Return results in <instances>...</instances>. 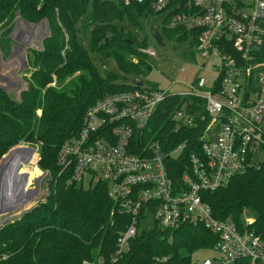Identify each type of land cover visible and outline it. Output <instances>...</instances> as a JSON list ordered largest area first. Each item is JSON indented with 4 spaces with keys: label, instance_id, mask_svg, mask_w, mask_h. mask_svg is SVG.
Returning <instances> with one entry per match:
<instances>
[{
    "label": "trees",
    "instance_id": "1",
    "mask_svg": "<svg viewBox=\"0 0 264 264\" xmlns=\"http://www.w3.org/2000/svg\"><path fill=\"white\" fill-rule=\"evenodd\" d=\"M146 8L147 2L136 0H0L5 55L10 51L6 34L16 15L27 21L47 18L50 32L42 48L28 51L31 68L19 98L0 86V160L20 143L37 145L38 167L50 176L45 200L0 228V264H86L98 262L99 257L107 264L117 256L118 238L131 217L108 195L105 182L86 188L67 184V169L61 172L57 153L79 131L92 104L107 93L135 86L119 78L131 75L141 79L134 82H143L151 58L140 48L147 44L148 34L138 38L131 26L143 25ZM147 27L151 31L150 24ZM155 30L162 38L186 42L191 52L195 50L194 38L186 35L191 30L183 35L181 30ZM108 59L114 67L106 65ZM182 100V95L170 93L160 101L142 134L136 130L138 144L132 149L141 153L138 145L150 140L158 141L165 151L184 143L177 157L164 159L175 186L187 169L189 153L199 151L207 122L199 103L192 124L182 122L174 128L172 115ZM186 106L196 108L193 103ZM200 194L215 217H230L239 228L243 211L251 209L254 217L248 229L264 239V160L233 175L226 185ZM149 224V228L138 225L117 264H199L193 262L192 254L213 248L218 238L191 221L174 229Z\"/></svg>",
    "mask_w": 264,
    "mask_h": 264
},
{
    "label": "built area",
    "instance_id": "2",
    "mask_svg": "<svg viewBox=\"0 0 264 264\" xmlns=\"http://www.w3.org/2000/svg\"><path fill=\"white\" fill-rule=\"evenodd\" d=\"M136 1L147 2L145 15L166 11L164 22L151 25L150 33L168 28L181 30L183 35L184 30H191L186 35L194 38L198 56L193 63L201 68L210 66L211 72L185 81L186 87L179 91L131 81L135 84L132 88L99 98L84 113L76 135L58 150L57 164L61 172L67 169L66 183L86 188L99 180L105 182L108 195L131 217L118 238L117 256L111 257V264L118 263L138 225L149 228L151 221L165 229L191 221L216 234L213 249L221 256L199 264H233L242 259L244 264H264V239L248 229L252 218H243L240 228L230 217L217 218L200 194L226 185L233 175L264 160V156L257 158L258 152L264 151V0ZM9 27L10 51L5 58L1 45L5 34L0 28V62L5 60L0 65L5 67L14 58L22 67L24 46L36 43L37 24L16 15ZM140 49L157 60L153 44ZM9 68L0 70V86L17 99L25 88L23 79L18 67ZM170 93L183 96L172 115L174 128L182 122L192 124L199 103L207 115L199 151L189 153L187 169L177 186L167 174L164 159L177 157L184 143L165 151L158 141L150 140L138 145L141 153L132 151L157 104ZM187 103L196 108L191 110ZM7 175L4 182L0 177V226L2 218L13 213L7 188L15 183L10 178L8 182ZM35 185L36 189L39 183Z\"/></svg>",
    "mask_w": 264,
    "mask_h": 264
},
{
    "label": "rangeland",
    "instance_id": "3",
    "mask_svg": "<svg viewBox=\"0 0 264 264\" xmlns=\"http://www.w3.org/2000/svg\"><path fill=\"white\" fill-rule=\"evenodd\" d=\"M166 16V11L159 13H149L146 16H142V26H131L133 32L142 39V35L148 34L147 43L153 44L157 53V60L151 58V67H149L144 75L142 76L143 83L149 85H156L162 89L168 88L172 91H179L186 87L185 81H191L197 74L203 76H208L211 72V67L201 68L198 65L193 63V58L197 57V54L194 51L188 49L186 42H176L169 40L163 36L164 45L157 44L154 38L151 36L149 28L145 25V21L153 26H157L164 22ZM37 24L35 30L36 43L27 42L22 51L23 61L25 60V65L20 66L18 61L11 59L10 62L4 67L0 65V70L6 68H19V78L23 79V86L26 88L27 84L25 77L28 75L27 71L31 66L27 61V54L31 48H42L44 39L49 35V24L47 18L41 20L29 21ZM30 32L34 30L27 27ZM26 37V36H25ZM26 38L24 39L25 44ZM26 47V48H25ZM5 58L6 55L3 54ZM4 58L0 63L4 62ZM107 66L114 67L115 63L112 59H108L106 62ZM9 68V70H10ZM6 72L10 74V71ZM14 71V70H13ZM141 80L139 78L131 77V75L119 78L118 80H125L131 82L133 80ZM179 80V82L172 81ZM54 84V83H53ZM14 150V151H13ZM24 150V151H23ZM13 151V152H12ZM12 152L10 155H8ZM15 152V153H14ZM17 153V154H16ZM10 157L6 159V157ZM264 156V151H260L257 154V158ZM38 146L29 145L25 143H20L16 147L10 149L0 160V177L4 182L5 175L9 172V178L14 181L15 186H9L7 188L9 196V208L13 213H10L8 216L3 217L2 225L0 228L9 221L20 217L25 211L31 210L40 202L44 201L48 193L49 185V173L43 171L38 167ZM4 159H6L4 163ZM4 165V166H3ZM10 167L7 171L2 172L4 167ZM3 167V168H2ZM17 176V177H16ZM39 183L35 189V183ZM82 186V185H80ZM86 186V185H85ZM82 186V187H85ZM10 211V212H11ZM254 217V212L251 209H245L242 213V219L248 218L251 219ZM220 253L213 248H204L195 251L192 254V260L194 263H200L206 258H219ZM104 260L99 257L98 263L103 264ZM92 262H86V264H91Z\"/></svg>",
    "mask_w": 264,
    "mask_h": 264
},
{
    "label": "water",
    "instance_id": "4",
    "mask_svg": "<svg viewBox=\"0 0 264 264\" xmlns=\"http://www.w3.org/2000/svg\"><path fill=\"white\" fill-rule=\"evenodd\" d=\"M147 26H149V24H148ZM150 29L152 30L153 27L150 26ZM152 37L154 38V40L156 41L157 44L164 45V42L162 41L161 36H160V34H159V32H158L157 30H153V32H152ZM141 82H142V81H139V83H141ZM10 153H11V152H10ZM10 153H9V154H10ZM0 166H1V165H0Z\"/></svg>",
    "mask_w": 264,
    "mask_h": 264
},
{
    "label": "bare ground",
    "instance_id": "5",
    "mask_svg": "<svg viewBox=\"0 0 264 264\" xmlns=\"http://www.w3.org/2000/svg\"><path fill=\"white\" fill-rule=\"evenodd\" d=\"M24 151V150H23ZM15 153V152H14ZM17 154V153H16Z\"/></svg>",
    "mask_w": 264,
    "mask_h": 264
}]
</instances>
